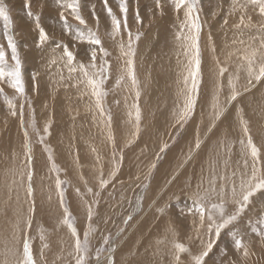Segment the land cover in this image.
I'll use <instances>...</instances> for the list:
<instances>
[{"label": "snow or ice", "instance_id": "1", "mask_svg": "<svg viewBox=\"0 0 264 264\" xmlns=\"http://www.w3.org/2000/svg\"><path fill=\"white\" fill-rule=\"evenodd\" d=\"M118 11L109 5V0H102L103 11L106 12L110 23V31L106 34L117 46L120 55L117 59L120 61L118 68V76L115 80L114 88L117 90H125L132 97L131 104H126L128 123L131 126V139L134 140L140 132L141 124V82L136 73V46L140 40L142 32L140 25L143 19L140 13L139 0H134L135 9L133 21L136 29L129 27V0H115ZM57 9V16L53 23H59L61 30L69 35L72 40L71 47L63 40L50 35L44 27L42 18L45 4L42 2L38 5V10H33L32 0H24V15L32 23L33 30L37 34L34 41L35 47L41 51L50 50L51 57L48 60L47 67L51 69L56 66V72L53 75L58 76V82L65 87H75L80 89L81 96H89L92 103L89 110L93 112V119L97 121L98 126H102L107 131V141L111 144L110 169L105 175L104 164L101 157L96 155L95 167V188L88 187V181L81 175L86 187L84 193L77 188L75 191L80 196L86 211L87 231L81 236L76 226V220L73 217L66 201L64 185L68 183L66 180L60 179L59 173L62 171L56 164L53 152L50 146L45 142L44 136L51 135L52 120L48 119L43 127V135L41 129L37 127L35 117V109L30 108V119L27 124L24 121V102H29L26 92V82L24 76V63L21 56V45L13 31L14 21L12 10L6 0H0V21L3 22V32L0 33V96L3 97L10 115L19 116L20 123L23 125V135L25 138L24 148V167L19 171V180L14 179L13 184L26 183L25 194L28 200L27 216L21 221L19 217L14 224V232L12 236V246L5 247L3 264H48L45 259V251L50 246L46 240V230L41 227L39 229V239L41 246L37 255L33 252V237L31 228L35 213V189L32 185L33 180V144L31 134L35 133L38 142L44 145V151L48 154L50 163V171L56 173L55 189L58 193L59 204L62 207L63 217L59 222L60 225L66 226L70 232L73 244L71 250L67 252V259L62 253L56 256L53 264H102L101 257L107 249L96 247L93 249L91 240L96 233L93 226V217L95 208L100 202V194L109 184L116 178L122 161L123 154L119 152L116 146V138L112 132V113L111 109L105 107V98L108 96V90L105 85L111 76L112 65L108 60L110 52L102 44V37L99 34L100 17L97 13L96 5L92 3L89 11L95 20V27L88 24L83 9L87 5V0H52ZM155 10L160 14H165V7H170L175 14L179 24L176 32V40L178 41L181 53L185 60L180 73L182 87L179 89L178 96L181 103L177 108L175 115V123L183 127L194 113L197 104V98L200 92V84L202 82V48H201V32L203 30L204 21L202 20L201 0H154ZM151 14L153 9L148 7ZM251 13H256L264 20V0H230L227 14L224 18V25L228 23V16L240 14L239 22L234 25L236 29H250L255 27L257 34L250 36L248 41L243 38L234 39L233 44L239 43L245 45L243 51L238 57L239 63L236 64L235 70L229 73L227 77V87L229 89L223 100L221 94L224 90V84L221 82L225 73L229 72L227 65H222L219 57H215L217 65V80L215 82V91L211 104V112L209 113L211 121H217L228 111L229 105L237 101L242 94L251 91L254 82L264 81V23L253 24ZM182 13V18H181ZM218 13L213 12L215 17ZM247 16V23L245 17ZM211 32H209V41H211ZM6 41V43L4 42ZM77 44H86L87 49L85 55L90 53V59L87 63L77 59ZM59 50V52H57ZM212 53L216 52L214 43L210 44ZM98 51L100 55V63H97ZM236 51L227 53V58L231 59L236 55ZM179 58V57H178ZM66 70V75H65ZM241 73L244 74L245 83L240 84ZM39 72H33L31 79L33 82L37 80ZM7 84L8 87L15 90V96H9L2 85ZM37 86L34 83V90ZM17 98L22 102L18 105ZM128 96H125L127 101ZM119 103V101H117ZM239 125L242 138L236 143L239 145V154L242 158L238 168H233L229 172V160L235 144L227 139L220 141V147L223 149L224 159L222 161L210 160L208 164V175L205 177L202 173L200 181L196 184L195 189L189 193L188 198L191 203L179 209L182 216L188 215L192 219V234L189 235L187 243L178 240V231L174 223H169L165 229V235L162 239L157 240V244H164L166 241L171 243V248L166 251V255L170 257L169 264H207L206 258L213 252L214 247L221 240L222 233L231 237V246L237 253V259H228L226 264H250V260L255 256L252 249V237L258 238L261 248H264V212L258 216H252L251 205L259 194L264 198V151L261 146L253 141L250 134L248 121L243 117V109H240ZM214 127L215 125L212 124ZM211 130V129H209ZM201 146L199 138L196 139L194 149L198 150ZM168 148L164 144L160 148V152H164ZM92 152H96L93 147ZM192 149H190V152ZM220 153H217L219 157ZM192 157L189 154L188 159ZM156 159H160L157 154ZM156 164L153 162L150 170L154 169ZM150 175V171L149 174ZM145 176V180L148 179ZM174 178V177H173ZM140 179L139 176L136 177ZM147 188V184H144ZM87 197V199L85 198ZM51 199V197H49ZM177 200L179 197L176 198ZM171 205L159 208L161 214L165 213V209ZM128 216L127 220H130ZM127 220L125 223H127ZM243 221V227L241 222ZM169 237L171 239L169 240ZM247 237L248 239H245ZM111 236L102 237L103 245L111 248ZM198 242V244H197ZM196 245V251L190 245ZM163 252V250H159ZM221 255L227 256V248H221ZM11 256V259H9ZM182 256L184 257L182 259ZM109 264H115L112 257L108 258Z\"/></svg>", "mask_w": 264, "mask_h": 264}, {"label": "bare ground", "instance_id": "2", "mask_svg": "<svg viewBox=\"0 0 264 264\" xmlns=\"http://www.w3.org/2000/svg\"><path fill=\"white\" fill-rule=\"evenodd\" d=\"M88 1L89 7L85 6L83 13L88 24L95 27L94 18L89 17L91 16L89 8L92 3L97 5L99 1L87 0V2ZM113 1L115 2V0H110L109 5H112L114 3ZM203 1L204 0H201L202 4ZM143 2L144 0H139L140 4ZM133 3L134 0H129V5H134L135 9V4ZM229 4L230 0L226 5L227 11ZM10 8L13 15H19L22 21H29L20 13L21 6H18L14 3V5L10 6ZM98 9L97 13L100 17L99 34L102 37V44L110 52V58L112 60V74L109 79L110 81H108V85L106 86V90L109 91V94L105 98L104 103L106 108L111 109L113 117L112 131H116L115 137L117 147L122 150L124 144L122 143L121 145V140H126V136L131 139V126H129L130 124L128 123L129 118L127 116L126 104H131L132 97L129 96L127 101H125L126 95H124L125 92L123 93V89L117 90L113 87L119 74L118 69L114 70L113 66L115 63L116 68H119L120 61L117 59V57L120 55V53L115 43L106 34L108 31H110L108 17L106 14L98 12ZM100 9H102V7ZM113 9L118 11L116 5L113 6ZM36 10L37 9L34 11ZM249 14L252 15L253 24L264 23V20H261L258 14L251 13V11ZM133 15L134 11L131 10L129 13V27L132 25L133 21L131 20V17H133ZM143 15L144 14H141L143 21H145L146 18ZM239 16V13L228 16L229 20L227 25H225L219 32L215 30L217 27H212L211 41H209V32L204 31L205 29L202 30L201 43L205 48L201 63L203 84L198 95L199 98L194 111V116L192 119L190 118V122L185 127V129H183V131L181 129L182 132L179 137L180 139H178L179 142L177 148L174 151L172 150L171 153L165 152L164 162L162 161L163 163L158 165L156 164L157 167L155 169V173L148 176L150 181L144 192L145 204L138 203L139 205L136 209L135 217L132 218L133 220L130 223L129 228L127 227V232H124L126 234L124 240L118 246V248L111 252L108 256V258L112 257L114 259L115 264H169L170 257L164 253H166V251L171 248V243L166 241L164 244H157V240L164 237L165 229L169 223H174L176 225L178 231V240L180 242H188L186 238L192 234L193 218L179 217L176 214V210L174 209V207L177 206L173 204L171 207H167L165 209L164 214H161L158 209L165 207V205H170V203L165 204L167 200H171V202L177 201L176 198L170 199L173 192H176L174 195L179 197V199H182L183 196H185V198L188 197L187 195H189V193L195 189L196 184L200 181L202 173L206 180L208 175V164L210 160L219 159L221 161L220 166L222 167L224 155L223 149L220 147V141L227 139L228 141L235 144V147L230 154L231 159L229 160V172L233 168L239 167L242 158L238 151L239 145L236 142L239 138H242L239 125V116L241 114L239 111L240 109H243V117L248 121L249 130L253 137V141L257 143L258 146H261L262 151H264V123H262L264 121V81L254 82L251 91L242 94L240 97H238L237 101L232 102V104L228 107V111L219 120L213 122L211 121L209 115L212 110L211 104L213 93L215 91V82L217 80L216 73L218 69L215 57H219L221 64L227 65L229 68V72L225 73L224 78L221 80V82L224 84V90L221 94V99L223 100L224 96H226L229 91L227 87V77L229 73L235 70L236 64L239 63L238 57L245 47V45H241L239 43L233 44L232 41L234 39L240 38L248 41L250 36L257 34L256 28L253 27L250 29H243V36H241V30L234 27L235 22H239ZM13 20L15 21L13 31L16 34L18 41L21 45H27V47H21V56L24 63L26 92H29L31 95H33L32 98L34 99V106L37 111L38 119L41 121V123L46 122L48 119H51L52 123L54 122V126L52 128L53 130L51 131V133H53L52 140H49L55 147V155H57L59 164L62 165L63 170L65 169V176L67 174V177H75L77 179L79 178L78 176L82 175L83 172V174H88L85 176L87 177L86 179L82 175L85 180H92L96 174L95 167L97 164V154L101 157L102 161L107 162V164L104 163L107 166L106 168L104 167V172L106 173L108 168L111 166L110 162H108L111 157V144L107 141V139H105L106 136L104 131L103 135H100L99 129H101V127L98 126L97 121H94L93 112L89 110V105L92 103V100L89 96H81L80 94V89H83V85H81L80 89H78L75 87H65L62 83H59L58 76L53 75L56 72V66H53L51 69H49L46 64V61L50 59L47 57L51 56V51H41L37 49L34 44V41L37 39V34L33 30V27L21 26L19 19L15 16H13ZM147 22L148 20L146 23ZM245 22L247 23V19ZM177 25L178 23L174 24V26ZM131 28L135 29L134 27ZM162 28H164V23H162V19H160L159 23H157L154 27H150V29L148 28L149 31L145 33L138 43V50H136V73L141 82L140 103L143 105V109H141L143 110L142 116L144 114V118H146L145 123H147L148 128L143 130L144 132L142 135L139 133L141 138L137 139L135 146H133L127 152V154H125L124 158L126 162L124 161V167L122 171L120 170V172H118L114 185H119L118 183H120L122 186V181L125 182L124 179L127 181L128 179L133 181L137 176L140 177L143 174L148 175L149 171L153 170H150L151 164L155 161L153 155L157 153L158 150H160L161 144L165 138L167 140L170 135L164 127L170 126V128L173 129L172 125L175 123L174 121L173 124L168 123L167 125V122L169 121V114H171L170 109H168L167 112L165 111V116L167 118L164 119H166L167 122L164 120L158 126H154L148 119L150 117V113H154V115L151 117L155 118V121L158 119L156 117L158 115H156V112H154L156 108L154 105L159 102L157 99H160L161 101L163 99H165L164 101H174L175 96L178 95L179 89L182 87L180 73L182 71L181 69L183 68V64L174 70V74L165 73L166 70H170L176 64H181L177 60L179 58L170 56L174 61L168 60L164 62L165 71L162 73H159V71L163 66V62L157 63L154 61V59H156L154 56V53L156 52V43L158 41L159 35H161L160 31ZM208 43L215 44V53L211 52L210 45L207 47ZM68 44L72 45V41H68ZM157 48L159 47L157 46ZM86 49V44H77L76 51L78 60L83 62L84 60L86 61L90 59V53L85 55ZM235 50L239 51H236V55H233L231 59H228L227 53ZM38 52H41L45 58L42 59V61L37 64L36 67H34L35 72H39V76L37 77V80L33 82L31 76H29L27 73L26 62L30 59V54ZM57 52H59V50H57ZM170 52L171 50H168V54ZM110 58L108 57L109 62H111ZM182 60L184 61L185 57ZM99 62V59H97L98 64ZM66 74L67 73L65 70V75ZM243 76L244 74L241 73V80L239 81L240 84L245 83ZM163 78L166 80L164 81ZM177 80L180 82L177 83ZM34 83L37 86L35 90ZM2 87H4L7 95H16L15 90L11 89L10 87L5 85H2ZM180 99L181 98H179L178 102L181 103ZM17 100L21 102L19 98H17ZM117 101H119V103H117ZM24 116L28 123L30 119L29 114L26 115L24 113ZM170 119L173 120V118ZM170 122L172 121L170 120ZM212 124L215 126L213 127ZM29 131L31 132L30 128ZM21 134L23 133L19 116H12L10 115L9 110L7 112L5 110L1 111L0 109V138L3 140V145L2 147L0 146V159L2 155L4 160L3 164L0 165V264H3L5 247L12 246L14 224L17 220V217H19L22 221L27 216L28 211L29 198H27L25 192H23L22 185L19 183H12L14 179L19 180V175L17 176V174L18 169H20L19 152L22 150L19 143L20 139H22ZM33 137L34 136L31 135L32 142L34 140ZM197 138H199L201 141V146L198 150L194 149V144ZM128 140L127 143H129ZM123 142L125 143V141ZM131 143H134V140H132ZM170 146L172 145L170 144ZM93 147H95L97 150L95 153L91 150ZM190 149H192L191 152ZM36 150L34 148L32 163V170L34 173L32 185L35 189V213L33 217V224L35 220L36 222L41 220L46 231H51L52 234L49 232L50 237L48 238V244L50 248L49 250L45 251V259L48 261V263H53V261L56 260V256L61 253L67 257V252L71 250L73 240L66 226L59 225L60 223L58 222L57 223L59 226L54 223L56 220H59L60 222L63 217L60 207L53 203L52 199H49V197H52L53 195L49 191L54 190L53 188H55V181L49 182L48 178L52 175L50 174L51 176L47 178L48 171L42 164V158L38 152H36ZM218 152L220 153L219 157L217 156ZM189 154L192 157L190 160L188 159ZM13 159L14 161H12ZM76 162H79L78 167L83 169L81 172V169L79 171H77L78 169H74ZM2 168H8L9 172H5ZM6 173L10 175L7 176ZM11 174H13V176H11ZM79 181H81L80 184H82L84 188L83 180L79 179ZM89 183L92 184L90 181ZM92 186L94 187L95 184ZM50 188L51 190H49ZM161 199L162 201H160ZM262 199L263 198H261L259 195L255 198V200L258 202ZM128 204L129 203L127 202V205ZM178 205L181 204L178 202ZM252 206L253 205H251V207ZM69 208L74 214V217L77 221L78 230L82 235L85 230V223L87 221L85 207L81 201L77 202L76 199H74V197L71 195L69 197ZM101 212L103 217L108 218L107 215H110L112 209L111 207L106 209L104 208L101 210ZM114 213H118V210H116ZM111 221L112 219L110 222ZM32 231L33 230L31 228V232ZM170 239L171 237H169V240ZM246 239L248 238L246 237ZM35 242L37 241L33 242V252L34 255H37L39 249L38 246L35 245ZM254 242L255 241H253V244ZM190 246L192 247L193 252L197 250L195 244ZM158 249L163 250V252H157ZM215 249H213V252H215ZM252 249L255 252V256L251 258L250 264H264V260L260 258V250L253 248V246ZM235 254L236 252H234L232 255L237 259V254ZM212 255L213 254H209V257L206 258L207 264H212ZM183 258L184 257L182 256V259ZM9 259H11V256H9ZM67 259L70 260L71 258L67 257ZM102 264L104 263L102 262Z\"/></svg>", "mask_w": 264, "mask_h": 264}, {"label": "rangeland", "instance_id": "3", "mask_svg": "<svg viewBox=\"0 0 264 264\" xmlns=\"http://www.w3.org/2000/svg\"><path fill=\"white\" fill-rule=\"evenodd\" d=\"M99 2H98V4L96 5V8L98 9V12H101V13H104V14H106V12H104L103 11V8L102 9H100L101 7H102V0H98ZM33 2V10H35V9H37L38 10V5L42 2V0H33L32 1ZM43 2H44V4H45V7H44V9H43V13H42V18H43V21H44V27H45V29H46V31H48L49 33H50V35H54L55 36V38H57V39H59V40H63V41H65L66 43H68V41H72L71 40V37L69 36V35H67L66 33H64L62 30H61V28H60V25H59V23H53V21L55 20V18H56V16H57V9L55 8V6H54V4L52 3V0H43ZM114 2V1H113ZM229 2V0H204L203 1V4L201 3V5H202V13H201V16L203 17L202 19H203V21H204V26H203V29H205L204 31H207V32H212V30H211V28L212 27H217V28H215V30H217V32H219L220 30H222L223 29V27L225 26L224 25V23H223V21H224V18H225V16H226V14H227V7H226V5H227V3ZM6 3H8L9 4V6H12V5H14V3L15 4H17L18 6H21V10H20V13L22 14V16H24L25 18H26V16L24 15V0H6ZM109 3H110V0H109ZM100 4V5H99ZM134 4V3H133ZM224 4V5H223ZM89 5V1L87 2V5H86V7ZM116 5V2H114L112 5H110V6H115ZM117 6V5H116ZM89 7V6H88ZM139 7H140V13L141 14H144L143 16L146 18L145 19V21H143V23L140 25V31L142 32V35H141V38L145 35V33H147L148 31H149V29H150V27H154L157 23H159V20L160 19H162V23H164V28H162V30L160 31L161 32V35H159V38H158V41H157V43H156V52L154 53V56H155V58L156 59H154V61H156L157 63L158 62H163V66H162V68L160 69V71H159V73H162L163 71H165V67H164V62H166V61H168V60H171V61H174V60H172L171 59V57L170 56H175V57H179V59H177L178 60V62L179 63H181V64H176L174 67H172L170 70H166L165 71V73L166 74H174L175 72H174V70L176 69V68H178V66H180V65H182L183 64V58H184V56L182 55V54H180L181 53V49H180V47H179V44H178V41L177 40H175L176 39V32L178 31V27L177 26H174V24L175 23H178L179 24V21H177L176 20V17H175V14L173 13V11L171 10V8L170 7H165V14L164 15H160L156 10H155V4H154V0H144V2L143 3H139ZM148 7H151L152 9H153V12L150 14L149 12H148ZM115 9V8H114ZM131 10L132 11H134V5L133 6H131V5H129V13L131 12ZM213 12H217L218 14L215 16V17H213V15H212V13ZM251 15V14H250ZM12 16H15V17H17L18 19H19V22H20V25L21 26H30V27H33V25H32V23H30V21H22L21 19H20V17H19V15H17V14H12ZM89 17H92V16H89ZM149 18V19H148ZM182 18V17H181ZM228 18V17H227ZM251 18H252V15H251ZM27 19V18H26ZM164 19V20H163ZM247 19V17L245 18V20ZM28 20V19H27ZM131 20L133 21V17H131ZM148 20V22L146 23V21ZM228 20H229V18H228ZM14 21V20H13ZM15 22V21H14ZM145 22V23H144ZM110 24V23H109ZM149 24H151V25H149ZM235 24H237V22H235ZM131 27H134L135 29H136V25H135V23H134V21L132 22V25H131ZM130 27V28H131ZM149 28V29H148ZM133 29V28H132ZM135 29H133V30H135ZM146 30V31H145ZM3 32V22L2 21H0V33H2ZM140 38V39H141ZM5 43H6V41H4ZM140 42V40L137 42V46H136V50H138V43ZM200 43H201V40H200ZM209 45H210V43H208L207 44V47H209ZM69 46H71L70 44H69ZM157 46L159 47V48H157ZM165 47H166V49H165ZM172 47H174V48H172ZM201 48H202V57H203V55H204V50H205V48H204V46H202V43H201ZM168 50H171V52L168 54ZM99 55H101L100 53H99V51H98V59H99V61H100V57H99ZM30 56V59L26 62V69H27V73L29 74V76H31V74L33 73V72H35V68L34 67H36L37 66V64H39L41 61H42V59H44L45 57H44V55L41 53V52H38V53H32V54H30L29 55ZM51 57V56H50ZM50 57H47V58H50ZM109 58H110V56H109ZM110 60H111V58H110ZM202 60H203V58H202ZM89 60H84L83 62L84 63H87ZM176 61V60H175ZM100 63V62H99ZM111 64H112V60H111V62H110ZM177 63V62H176ZM46 64H48V61H46ZM113 68H114V70H117L118 68H116V64L114 63V66H113ZM182 70V69H181ZM161 75V74H160ZM181 77V76H180ZM202 77H203V75H202ZM173 78V77H172ZM109 79H110V77H109ZM108 79V81H110ZM164 79V81L166 80L165 78H163ZM108 81L106 82V85H105V88H106V86L108 85ZM163 81V82H164ZM178 82H180V81H178L177 80V83ZM32 84H33V82H32ZM202 82H201V84H200V90H201V86H202ZM5 86H7V84H4ZM8 87V86H7ZM125 92V93H124ZM108 93H109V91H108ZM123 93H124V95H126V96H130V95H128V93L125 91V90H123ZM164 95H166V94H164ZM170 95V94H169ZM27 96L30 98L29 99V102H24V113L27 115V114H29V116H30V108H34L35 109V117H36V121H37V127L39 128V129H41V135H43V127H44V125H45V122L44 123H41V121L38 119V116H37V111H36V108H35V106H34V99L32 98V96L33 95H31L29 92H27ZM153 97V96H152ZM178 97V98H177ZM0 98H1V101H0V109H1V111H3V110H5V111H7L8 112V108H7V105L5 104V102H4V100H3V97L2 96H0ZM179 96L178 95H176L175 96V98H174V101L172 100V101H164L165 99H163L162 101L160 100V99H157L159 102L157 103V104H155L154 106L156 107L155 108V111L154 112H156V115H158V116H156L158 119H156V121L154 120L155 118H152L151 116H153L154 115V113L153 114H149V121L155 126V125H159V124H161L164 120L167 122V120L166 119H164V118H167L166 116H165V111L167 112V110L168 109H170V113L171 114H169V118H168V122H167V125H168V123L169 124H173V122L175 121V113H176V109L178 108V106L180 105V102H178V100H179ZM199 98V97H198ZM198 98H197V101H198ZM168 99V98H167ZM153 101H154V99H153ZM180 101H181V99H180ZM17 102V104L19 105L21 102H19L18 100L16 101ZM19 102V103H18ZM139 103H140V101H139ZM160 104H161V106H160ZM173 104V105H172ZM176 107V108H175ZM140 108L141 109H143V105H141V103H140ZM157 109V110H156ZM159 111H160V113H159ZM175 111V112H174ZM29 112V113H28ZM143 113V110H141V114ZM172 115V116H171ZM193 116H194V113L192 114V116H191V119L193 118ZM24 118H25V116H24ZM143 118V119H142ZM142 118H141V126H140V132L139 133H141V135L143 134V130L145 129V128H148L147 127V123H145V120H146V118H144V114H143V116H142ZM170 118H173V120L172 119H170ZM143 120V121H142ZM153 120V121H152ZM170 120L172 121V122H170ZM25 124H27V121H26V118H25ZM154 121H155V123H154ZM189 122H190V119L189 120H187V122L186 123H184V125H183V127H181L180 125H178V124H176V123H174L172 126V128L173 129H171L170 128V126H168V127H164L165 129H166V131L170 134H168L169 135V138L166 140V138H165V140L163 141V143L161 144V147L164 145V144H167L169 147L164 151V152H160V150H158V152L157 153H155L154 155H153V157L155 158V164H161V163H163L164 162V159H165V152H172V150L174 151L176 148H177V145H178V142H179V140L178 139H180L179 137H180V134H181V132L183 131V129H185V127L189 124ZM262 123H264V121L262 122ZM143 124H145V125H143ZM176 124V125H175ZM20 125H21V123H20ZM53 126H54V122L52 123V126H51V131L53 130L52 128H53ZM130 126V125H129ZM23 125H21V128H22V133H23ZM101 127V129H99L100 130V135H103V131H104V133H105V136L107 137V131L102 127V126H100ZM181 127V128H180ZM178 128H180V129H178ZM181 129H182V131H181ZM178 130V131H177ZM113 132V131H112ZM115 133V135L114 136H116V131H114L113 132V134ZM165 133V132H164ZM30 134L32 135V136H34L33 137V142H32V144H33V151H34V148H35V150H36V152H38V154L41 156V158H42V164L46 167V169H47V178L49 177V176H51V177H49L48 179H49V182L50 181H55V178H56V173L55 172H51L50 171V163H49V161H48V154L44 151V145H42V144H40L39 142H38V137L36 136V134L35 133H32V132H30ZM52 135H46V136H44V139H45V142H46V144L48 145V146H50L51 147V149H52V152H53V156H54V159H55V162H56V164H57V166L62 170L60 173H59V176H60V179H62V180H66V181H68V183L66 184V185H64V188H65V201H66V203H67V205H68V207H69V197L72 195L73 197H74V199H76V201L78 202V201H81V199H80V196H78L77 195V193H76V191H74V190H76L77 189V187L80 189V192L81 193H84L86 190V187H85V185H84V188H83V185L82 184H80V182L81 181H79V179H80V177H81V175L80 176H78L79 178H70V177H67V174H66V176H65V169L63 170V168H62V165H60L59 164V161H58V159H57V155H55V147H54V145L50 142V140L49 139H51L52 140V136H53V133H51ZM141 135L139 134L135 139H134V143H127V140L128 139H130L128 136H126V140H121V145H122V143L124 144L123 145V149L121 150L119 147H117V149H118V151L119 152H122V154H123V161H122V164H121V171H122V169H123V165H124V161H125V154H127V152L133 147V146H135V143H136V140L137 139H140L141 138ZM177 135V136H176ZM242 136V135H241ZM240 136V137H241ZM24 136H23V134H21V138L22 139H20V141H19V143H20V148L22 149L20 152H19V163H20V169H18V173H19V171L20 170H22L23 169V167H24V153H25V148H24V143H25V140H24V138H23ZM106 137H105V139H106ZM116 138V137H115ZM172 138V139H171ZM174 139V140H173ZM123 141H125V143L123 142ZM129 141V140H128ZM17 142V141H16ZM0 146L2 147V145H3V140H1V138H0ZM127 143V144H126ZM176 143V144H175ZM170 144L172 145V146H170ZM130 145V146H129ZM116 146H117V143H116ZM173 147V148H172ZM1 149V148H0ZM128 149V150H127ZM112 150V149H111ZM125 150V151H124ZM170 153H168V154H170ZM234 153V152H233ZM157 154H159L160 155V159L159 160H157L156 159V156H157ZM110 156H111V153H110ZM3 156L1 155V159H0V165H2L3 164ZM12 161H14V159L12 160ZM157 161V162H156ZM163 161V162H162ZM108 162H110V160L108 161ZM126 162V161H125ZM77 163V162H76ZM76 163H75V168L74 169H78L77 171H79L81 168H79L78 167V165H79V162L77 163V165H76ZM107 164V162H104L103 161V164ZM48 164V165H47ZM104 164V167L106 168L107 166ZM241 164V163H240ZM239 164V165H240ZM157 165H156V167H157ZM86 167V166H85ZM156 167L153 169V170H151L150 171V174L151 175H153L154 173H155V169H156ZM104 168V169H105ZM3 169V168H2ZM109 169L110 168H108V171H109ZM5 172H9L8 170V168H5V169H3ZM83 169H81L80 170V172L82 171ZM120 170H119V172H120ZM108 171L105 173V175H107V173H108ZM6 173V174H7ZM4 174V173H3ZM51 174V175H50ZM85 174V175H84ZM83 174V172H82V175L85 177V176H87L86 175V173H84ZM8 175H10V174H7V176ZM11 176H13V174H11ZM17 176H18V174H17ZM74 176V175H73ZM145 174H143V175H141L140 176V179L139 180H137V179H135V180H133V181H131L130 179H128V181L126 180V179H124V181L125 182H123L122 181V186H121V184L120 183H118L119 185H114V183H115V179L112 181V183L111 184H109V186L103 191V192H101V194H100V202H99V205H98V207H96L95 208V215H94V217H93V221H92V223H93V226H94V228L96 229V233H95V235H94V237L92 238V240H91V244H92V247H93V249H95L96 247H101V248H105V249H107V250H105L104 252H103V255H102V257H101V260H103L102 262L104 263V264H109L108 262H109V260H108V256L110 255V253L111 252H113V251H115L117 248H118V246L122 243V241L124 240V237H125V233L127 232V229L129 228V225H130V223L132 222V218L133 217H135V214H136V209H137V207H138V203H140V204H145V195H144V192H145V190H146V188L144 187V185L143 184H147L148 185V183H149V177H148V179L147 180H145ZM149 176V175H148ZM117 177V176H116ZM50 178H51V180H50ZM87 177H85V179H86ZM74 179V180H73ZM89 180V179H88ZM87 180V181H88ZM144 180V181H143ZM17 181H18V179H17ZM89 181L92 183V184H90L89 183ZM88 181V187H93L92 185H94L95 184V180H94V178L92 179V180H89ZM132 182V183H131ZM136 184H135V183ZM139 182V183H138ZM77 184V185H76ZM132 184H134V185H132ZM81 185V186H80ZM132 185V186H131ZM25 186V187H24ZM138 186H139V188H138ZM54 187H55V182H54ZM71 187V188H70ZM131 187V188H130ZM25 188H26V183L24 184V185H22V190H23V192H25ZM51 188H53V187H51ZM51 188L49 189V190H51ZM124 188V189H123ZM138 188V189H137ZM183 188V187H182ZM54 190H52V191H49V192H51L53 195H52V197H51V199L53 200L52 202L53 203H55L56 205H58L59 207H60V211H61V214L63 215V211H62V207L60 206V204H59V198H58V193H57V190L55 189V188H53ZM122 189V190H121ZM84 190V191H83ZM93 190L95 191L96 190V188H95V186L93 187ZM46 191H48V190H46ZM71 191V192H70ZM112 192V193H111ZM119 192V193H118ZM71 193V194H70ZM106 193V194H105ZM176 193V192H175ZM174 192L172 193V196L170 197V199L171 198H177V196H175L174 194H175ZM105 194V195H104ZM113 194H115V195H113ZM143 194V195H142ZM179 194V193H178ZM26 195V194H25ZM70 195V196H69ZM259 195V194H258ZM257 195V196H258ZM135 196V197H134ZM187 196H189V195H187ZM107 197V198H106ZM57 198V199H56ZM86 199H87V197H85ZM185 196H183V198L182 199H178L177 201H172L171 202V200H167L166 201V203L165 204H169L170 203V205H176L177 207H174V209L176 210V214L179 216V217H181V218H185V217H190L191 219H192V217L191 216H188V215H184V216H182L181 214H180V212H179V209H181V208H184L185 207V205H187V204H190L191 203V201H190V199L188 198V197H186L185 199ZM142 200V201H141ZM160 201H162V199L160 200ZM186 201V202H185ZM127 202L129 203L128 205H127ZM178 202L181 204V205H178ZM131 204V205H130ZM134 204V205H133ZM112 205H114V206H112ZM122 206H123V208H122ZM126 206V207H125ZM129 206V207H128ZM108 207H111V209H112V212L110 213V215H107L108 216V218H105V217H103V214H102V212H101V210H103L104 208L106 209V208H108ZM125 207V208H124ZM128 207V208H127ZM251 207V206H250ZM251 208H253L252 209V212H251V215L252 216H258L260 213H261V211L262 212H264V198L261 200V201H257V200H255L254 201V204H253V206L251 207ZM70 209V208H69ZM259 209V210H258ZM116 210H118V213H114ZM130 210H132V211H130ZM71 211V210H70ZM122 211V212H121ZM124 212V213H123ZM114 213V214H113ZM128 213V214H127ZM130 213V214H129ZM73 214V213H72ZM116 215H117V217H116ZM128 216H131V219L130 220H127V218H128ZM73 217H74V214H73ZM96 217V218H95ZM124 217V218H123ZM75 218V217H74ZM101 218H102V220H101ZM112 219V221L110 222V220ZM124 219V220H123ZM76 220V219H75ZM127 220V223H125V221ZM38 221V220H37ZM96 221V222H95ZM115 221V222H114ZM120 221V222H119ZM42 223V221L40 220V221H38V222H36V220H35V222H34V224H33V227H32V232H31V235L33 236V239H35V240H33V242L34 241H37V242H35V245H37L38 246V249H40V246H41V241H40V239H39V229L41 228V227H43L44 229H45V227H44V225H43V223L42 224H40V223ZM59 223V220H56L54 223L56 224V225H58V223ZM37 223V224H36ZM110 223H111V225H110ZM96 224V225H95ZM125 224V225H124ZM41 225H43V226H41ZM60 225V224H59ZM58 225V226H59ZM119 225V226H118ZM123 225V226H122ZM39 226V227H38ZM76 226H77V221H76ZM87 226H88V224H87V221H86V223H85V230H84V232L87 230ZM112 226V227H111ZM118 227V228H117ZM120 227V228H119ZM128 227V228H127ZM241 227H243V223L241 222ZM67 228V227H66ZM77 228H78V226H77ZM108 228V229H107ZM104 229H106V230H104ZM124 231H123V230ZM46 230V229H45ZM48 230V229H47ZM105 232H104V231ZM117 230V231H116ZM49 232H50V234H52L51 233V231L50 230H48V232L46 231V237H47V243H49V241H48V238L50 237V234H49ZM83 232V233H84ZM117 232V233H116ZM123 232V233H122ZM125 232V233H124ZM83 233H82V235H83ZM121 233V234H120ZM48 234V235H47ZM118 234V235H117ZM81 235V236H82ZM111 236V240H110V243H111V248L110 249H108L107 248V246H105V245H103V243H102V237H104V236ZM124 235V236H123ZM122 237V238H121ZM119 239H121V240H119ZM245 239H246V237H245ZM117 241V242H116ZM230 241H231V237L229 236V235H226L225 233H222V237H221V240H220V244H219V242L217 243V247H214V249H215V252H212V253H210V254H213L212 256V259H211V263L212 264H226V262H224V261H227L228 259H236V257L234 258L233 257V253L235 252L234 251V249L232 248V246H231V243H230ZM252 241H255L254 242V244H252V246H253V248H255V249H258V250H260V254H261V259L262 260H264V248H261V246H260V244H259V241H258V238L257 237H255V236H253L252 237ZM116 242V243H115ZM257 242V243H256ZM119 243V244H118ZM159 246V245H158ZM227 248V256H223V255H221V253H220V249L221 248ZM214 251V250H213ZM157 252H159L158 250H157ZM232 252V253H231ZM257 253V252H256ZM237 254V253H236ZM235 254V255H236ZM221 259H223V260H221ZM48 264H53V263H48Z\"/></svg>", "mask_w": 264, "mask_h": 264}]
</instances>
